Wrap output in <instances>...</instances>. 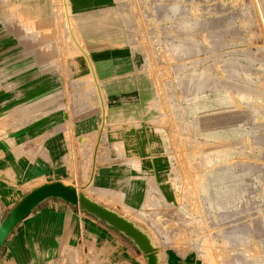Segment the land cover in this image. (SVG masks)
<instances>
[{
    "label": "rangeland",
    "instance_id": "obj_1",
    "mask_svg": "<svg viewBox=\"0 0 264 264\" xmlns=\"http://www.w3.org/2000/svg\"><path fill=\"white\" fill-rule=\"evenodd\" d=\"M3 35L0 159L15 152L27 164L30 143L12 133L46 115L73 145L83 117L95 118L92 140L103 115V138L137 127L162 160L140 189L87 188L99 184L75 168L76 151L63 180L86 176L75 186L145 229L159 264H264V0H0ZM118 79L130 86L107 84ZM12 171L0 174L11 207L46 178Z\"/></svg>",
    "mask_w": 264,
    "mask_h": 264
},
{
    "label": "crops",
    "instance_id": "obj_2",
    "mask_svg": "<svg viewBox=\"0 0 264 264\" xmlns=\"http://www.w3.org/2000/svg\"><path fill=\"white\" fill-rule=\"evenodd\" d=\"M45 20H48V17H41L37 22L41 24ZM26 32L29 31H19L18 36H29ZM0 38H4V35ZM126 65L116 63L115 69L124 71ZM110 67L107 65L105 71ZM89 71L98 86L93 69ZM107 84L121 88L130 86L129 80L126 79ZM84 119H78L72 125L71 134L77 135L78 139L82 136V140H78L76 145L70 144L67 124L64 121L57 122L53 116L35 118L16 128L12 133L15 141L21 145L27 141L30 143V161L26 164L15 152L10 156H3V159H0V174L8 175L11 168L17 177H27L23 172H29L28 176L35 178L46 177L38 184L52 180L65 182L63 176L71 175L73 172H70V168H74L70 153L76 151L78 155L75 168L80 173L89 170V174H93L94 181L99 184V187L95 188L90 184L91 180L87 188L112 190L103 187L108 186L132 191L134 183L142 186L144 178L154 174L162 166V160L157 155L153 142L146 133L141 135L137 127L111 128L103 138L104 125L108 122L103 115L98 127L99 133L92 140L86 136L97 131L94 129L95 118L87 123H84ZM5 145L0 142V151H6ZM87 146L91 150L89 156L85 155ZM53 174L58 176H52ZM85 178L86 176L78 178L84 179L80 184H85ZM3 179L0 176V221L5 216L6 209L14 204L16 195L12 188L5 186ZM78 180L74 176L70 183L77 185ZM131 185L133 186L128 189ZM152 189H158L157 185L152 186ZM115 192L119 193L123 202L127 201L124 198L125 193ZM149 194H152L151 191L148 196ZM135 195H131L128 202ZM146 202L147 200L142 206ZM0 264H145V258L132 240L114 227L76 205L61 198L51 197L41 201L15 225L0 248Z\"/></svg>",
    "mask_w": 264,
    "mask_h": 264
},
{
    "label": "water",
    "instance_id": "obj_3",
    "mask_svg": "<svg viewBox=\"0 0 264 264\" xmlns=\"http://www.w3.org/2000/svg\"><path fill=\"white\" fill-rule=\"evenodd\" d=\"M51 197L61 198L76 205L79 209L89 212L114 227L132 240L143 254L145 264H159V247L145 229L116 209L91 198L75 185L61 180L46 181L32 187L8 210L0 221V248L15 225L26 217L41 201Z\"/></svg>",
    "mask_w": 264,
    "mask_h": 264
},
{
    "label": "bare ground",
    "instance_id": "obj_4",
    "mask_svg": "<svg viewBox=\"0 0 264 264\" xmlns=\"http://www.w3.org/2000/svg\"><path fill=\"white\" fill-rule=\"evenodd\" d=\"M79 189V188H78ZM84 192V191H83ZM85 193V192H84Z\"/></svg>",
    "mask_w": 264,
    "mask_h": 264
},
{
    "label": "built area",
    "instance_id": "obj_5",
    "mask_svg": "<svg viewBox=\"0 0 264 264\" xmlns=\"http://www.w3.org/2000/svg\"><path fill=\"white\" fill-rule=\"evenodd\" d=\"M1 220H2V218H1Z\"/></svg>",
    "mask_w": 264,
    "mask_h": 264
}]
</instances>
